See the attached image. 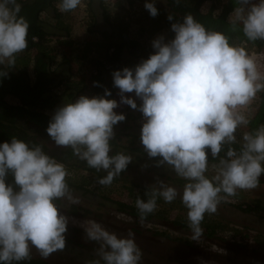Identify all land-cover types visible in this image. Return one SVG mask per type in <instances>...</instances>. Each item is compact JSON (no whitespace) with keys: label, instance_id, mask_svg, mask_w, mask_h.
Masks as SVG:
<instances>
[{"label":"clouds","instance_id":"clouds-1","mask_svg":"<svg viewBox=\"0 0 264 264\" xmlns=\"http://www.w3.org/2000/svg\"><path fill=\"white\" fill-rule=\"evenodd\" d=\"M81 2L59 0L57 6L70 12ZM234 2L233 29L249 42L264 41V0ZM144 6L152 17L159 14L156 0H145ZM21 8L18 0H0V66L14 67L28 46L29 23ZM171 31L172 39L161 35L152 41L155 51L147 59L113 72L119 100L109 98L111 89L81 95L55 111L46 132L57 146L71 147L90 168L104 171L98 182L110 185L133 161L123 152L110 154L114 126L126 120L115 109L125 104L139 110L140 143L147 156L186 181L182 193L163 181L146 190L148 198L136 200L139 218L155 211L158 198L171 203L179 196L193 240H199L205 214L216 213L221 201L239 190L256 188L264 175V125L237 136L250 123L242 109L264 91V73L245 47L222 31L208 30L191 14L173 22ZM7 75L0 68V80ZM209 156L219 158L211 177L206 174ZM9 174L14 183L7 181ZM67 175L64 164L41 146L15 137L0 142V264L30 259L32 248L47 258L66 247L69 217L57 201L78 203ZM80 226L99 243L103 264H140L143 254L133 233L119 237L94 220Z\"/></svg>","mask_w":264,"mask_h":264},{"label":"rangeland","instance_id":"rangeland-1","mask_svg":"<svg viewBox=\"0 0 264 264\" xmlns=\"http://www.w3.org/2000/svg\"><path fill=\"white\" fill-rule=\"evenodd\" d=\"M83 1L84 8L82 7L83 9L81 8L79 11L75 10L78 14L64 15V22L71 28L72 40L77 42L80 47L85 46V44L89 45L88 42L90 41L101 40L102 31L109 30L108 20L103 18L102 10L98 8L99 3L94 4L97 9L95 15L98 17V21L94 22L91 13L88 12L85 15L88 0ZM102 4L111 21L114 18H126L129 21L130 37L140 42L141 46L152 48V41L161 35L165 37L166 41L170 40L171 29L166 27L153 31L151 35L146 31H141L142 26L147 27L148 30H152L150 27L154 26L153 23L146 24L145 22L141 26L138 22L141 17L139 13H147L144 6L145 0L134 1L133 5L136 10L134 13L128 12L130 7L127 0H105ZM156 6L168 11L169 1L156 0ZM211 6V2H206L202 5L201 10L207 12ZM233 15L234 12L230 13L229 19ZM41 18L45 22V28L52 31L49 26L51 23L53 24L51 16L44 13ZM51 39V44L59 51L60 55L66 53L67 60L71 58L74 70H80L82 73L94 71L95 65L92 68L91 62L94 63L95 60L100 59V52L95 53L93 58L76 59L77 55L71 51L69 52L68 47L59 45L60 41L65 39L58 40L53 36ZM246 50L256 60L261 73H264V48L259 52L249 48H246ZM135 51L136 54L129 53V51L125 52L123 63L118 68L106 64L104 71L107 72L109 79L105 83L103 92L98 95H103L105 89H110L112 86L113 98L120 99L119 89L113 86V72L124 67L134 68L140 63L144 51L141 48ZM31 65L32 63L28 67L30 75L33 73ZM63 89V87H59L54 92L60 94ZM81 95L92 96V93L91 90H86ZM126 95L134 97L135 94L128 93ZM136 99L139 105L141 101L139 98ZM7 101L11 104L18 103L12 96H8ZM257 103L258 94L242 109L250 121L257 109ZM115 110L125 113L126 116L132 115L135 118L128 119L126 122H119L114 126L115 136L113 139L116 138L115 142L117 144L116 147L114 145L111 147L113 151L116 150L131 155L133 158L132 163L119 176L118 180L113 181L110 185L99 184V179L95 178V175L87 169L69 167L64 164L68 173L66 179L70 192L78 203H71L67 199L58 200L57 203L61 211L69 217L66 240L73 242V250L65 254L54 252L44 258L37 249L32 248L30 254L34 257L46 259L52 264H95L96 261L103 264L98 256L99 243L89 240L80 226L94 220L109 232L116 233L119 237H127L129 232L133 233V238L143 254L140 264H264V219L256 213L243 210L247 203L260 201L264 204V175L261 176L256 188L239 190L236 196L221 201L216 213L205 214L201 223L202 234L199 240H193L192 230L187 219L188 209L182 204L179 196L171 203L158 198L157 207L154 212L150 213L151 217L148 220L141 221L139 218L117 209L116 205H119L118 203L127 206L136 205L137 198L145 195L146 190L151 187L158 186L160 181L176 187L178 192L181 193L186 181L165 166L157 167L156 161L147 156L140 143L142 113L125 104H121ZM246 129L247 127L238 130V138L241 132L246 131ZM129 134L131 137H136L131 138ZM131 140L135 142L133 147L130 144ZM40 141L44 143V146L41 147L48 148L47 153L54 158L55 156H62V152L68 148L57 146L53 140ZM135 147L140 150H134ZM215 165L217 164L209 163L208 172L206 173L209 177L215 174ZM72 189L74 190L72 191ZM207 225L210 226L209 230L206 229ZM214 226L216 227L213 228ZM211 231L213 233L209 235ZM78 257L81 258L80 261H77Z\"/></svg>","mask_w":264,"mask_h":264},{"label":"trees","instance_id":"trees-1","mask_svg":"<svg viewBox=\"0 0 264 264\" xmlns=\"http://www.w3.org/2000/svg\"><path fill=\"white\" fill-rule=\"evenodd\" d=\"M134 1L135 0H127L130 7L128 12L134 13L136 11L133 5ZM168 1L169 10L166 11L165 9L158 8L159 14L156 17H152L148 11H146L147 13H139L141 17L138 19V22L141 26L144 22L146 24L153 23L154 25L150 27L152 30H148L147 27L142 26V29L140 28L141 31H146L151 35L153 31H157L158 29H163L165 27L171 29V24L173 22L182 21L185 15L191 14L208 30L224 32L230 38V41L237 45L251 50L253 49L257 52L264 48V41L249 42L239 28L233 29L229 15L233 12V9L238 6L235 4L234 0ZM18 2L22 5L20 15L29 23L27 37L28 46L23 52L17 55L14 67L8 68L6 66H0L4 71H8V75L0 80V142L10 141L11 138L15 137L25 140L31 145L43 147L44 143L40 140H52L48 136L46 129L55 111L60 106L64 103L74 102L79 98L81 93L86 90H91L92 96L103 92L105 83L108 82L109 79L107 72L104 71L106 64L110 65V67L118 68L123 63V54L125 52L129 51V53L136 54L135 50L141 48V50L144 51L142 55V60H144L155 50L151 47L146 48L145 46H141V44H139L140 42L130 37V24L126 18H114L111 21L106 9L102 7V2H105V0H88L87 12L91 13L94 22H97L98 17L95 15L97 9L94 4L98 2V8L102 10L103 18L108 20L109 30L102 31L101 40L90 41L88 42L89 45L85 44L83 47H80L77 42L72 40L71 28L64 22V15H70L72 11L61 12L57 6L59 0H18ZM206 2H211L212 6L210 10L203 12L201 8ZM44 13H48L52 18L53 24L51 23L49 25L52 31L45 28V22L41 18ZM169 15L173 16L172 21L168 19ZM52 36L58 40L65 39L60 41L59 45L68 47L69 52L71 51L77 55L76 59L79 58L83 60L93 58L95 53L100 52V59L95 60L94 63L91 62L92 68L95 65L94 71L82 73L80 70H74L71 58L67 60V54L62 53L60 55L59 51L51 44ZM169 37L170 39L174 37L172 31H170ZM63 52L65 51L63 50ZM30 63H32V75L28 72ZM87 63L88 61L86 64ZM73 78L75 79L72 80ZM59 87H63L64 89L60 94H56L54 90ZM110 89L113 90L112 86ZM257 94V109L246 131H251L260 125H264V91H260ZM8 96L15 98L18 103H9L7 101ZM109 98L111 99L113 96ZM131 118L134 117L132 115H127L124 122ZM133 137L136 136H132L131 138ZM115 140L116 138L111 140V147H113V145L116 147L117 143ZM130 144L133 147L135 142L131 140ZM234 147H239V145H234ZM43 150L47 153L48 148H43ZM134 150L140 149L135 147ZM62 153V156H55L61 163L69 167L87 169L91 171L97 179L106 175L104 171L90 168L84 160H81L73 153L71 147H68ZM116 153L119 152L111 150L110 154ZM220 155L223 156L224 153L222 152ZM218 162L219 158H212L209 156L210 164H218ZM125 171L121 172L113 181L118 180L119 176ZM6 179L9 183H14V178L11 174H9ZM73 190L74 189H72V191ZM140 197L143 199L148 198L146 195H141ZM118 204L119 205H116V207L119 211L139 218L138 210L134 207L135 205L127 206L123 203ZM243 210L256 213L264 219V204L260 201L247 203ZM150 217L151 215L148 214L143 220H148ZM209 227L210 226L207 225L206 229ZM215 227L216 226L213 228ZM212 233L211 231L209 235H212ZM72 244L73 242L66 240V247L63 250L57 251V253L65 254L73 250ZM80 260L81 258L78 257L77 261ZM14 264L52 263L46 259L30 255V259L14 262Z\"/></svg>","mask_w":264,"mask_h":264},{"label":"crops","instance_id":"crops-1","mask_svg":"<svg viewBox=\"0 0 264 264\" xmlns=\"http://www.w3.org/2000/svg\"><path fill=\"white\" fill-rule=\"evenodd\" d=\"M83 3H84V1L82 0V2H81V5L77 8V11H79L82 7H83ZM84 8V7H83ZM82 8V9H83ZM77 11H75V10H73L71 13H70V15L71 14H73V13H75V14H78V12ZM88 14V12H87V8L85 9V15H87ZM74 15V14H73ZM80 17H82V16H80ZM79 29V28H78ZM81 41H82V38L80 39ZM31 68H32V65H31ZM28 72H29V70H28Z\"/></svg>","mask_w":264,"mask_h":264},{"label":"flooded vegetation","instance_id":"flooded-vegetation-1","mask_svg":"<svg viewBox=\"0 0 264 264\" xmlns=\"http://www.w3.org/2000/svg\"><path fill=\"white\" fill-rule=\"evenodd\" d=\"M31 255V254H30Z\"/></svg>","mask_w":264,"mask_h":264}]
</instances>
